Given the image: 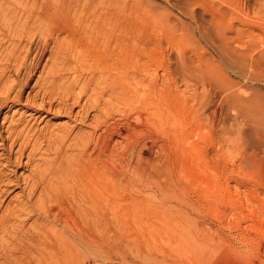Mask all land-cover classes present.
Returning a JSON list of instances; mask_svg holds the SVG:
<instances>
[{"label":"rangeland","instance_id":"rangeland-1","mask_svg":"<svg viewBox=\"0 0 264 264\" xmlns=\"http://www.w3.org/2000/svg\"><path fill=\"white\" fill-rule=\"evenodd\" d=\"M7 1L5 6L8 4L10 11L18 9L20 13L32 2ZM209 1L113 0L112 4L125 7V11L131 9L128 15L124 11L122 19L138 25L137 31L140 28L142 32V36L127 40L128 48L136 44L140 47L143 36L152 35L145 46L151 54H141L143 59L140 57L136 64L151 62L152 56L157 60L152 61L150 69L138 66L125 71L123 88L120 86L123 91L115 84L117 93L112 92L116 96L111 95L106 82H101L96 91L88 89L89 82L83 85L91 67L81 72L65 70L64 60L76 59L75 49L61 58L65 67L60 69L62 66L58 65L55 76L48 53L54 40L37 61L23 90L18 89V83L26 74L24 66L19 68L20 64H16L17 70L10 65L15 71H6L7 74L0 70V103L5 102L0 104V215L22 209L39 173L49 175L50 170L56 169L61 172V164L57 163L62 158L57 155L60 146H64L63 158L74 156L76 150L69 148L74 136L91 130L98 132L107 124L109 134L113 133L110 148L114 147L104 154L111 160L107 163L122 164L121 170L126 171H120L119 180L123 176L121 183L123 179L130 180L134 186L132 194L109 200L110 206L117 204L125 211L108 207L105 253L100 258L94 248L96 253L91 252L88 264H264V64L257 61L260 50H250L248 56H231L212 44L205 29L214 34L215 25L208 22L218 0ZM111 2L104 3L111 9ZM261 3L264 0H245L243 6L256 15ZM104 10L102 14L106 13ZM80 23L75 21L74 26H82L81 20ZM105 24L110 28V22ZM235 27L244 28L238 23ZM253 27L248 32L244 30V41L254 40L251 37L259 29ZM61 33L67 37L66 30ZM63 36L61 41L67 43L70 37L67 40ZM81 38L88 39L87 35ZM79 39L69 42L78 50ZM262 40L257 42L260 49L264 48V37ZM11 41L0 40V63H6L3 54L14 43ZM33 43L20 42L25 64L34 62L37 46L36 41ZM181 49L188 55L195 53L185 56L192 73L176 67ZM161 62L171 64L174 70L170 75L160 66ZM17 91L22 93L19 100L12 96ZM99 109L100 119L109 114L106 121L98 118L101 123L94 120ZM64 132L68 135L64 141L54 142ZM111 152L114 155L110 158ZM66 178L69 181L63 180L69 182L67 185L78 187L75 178ZM17 217L23 219L24 215ZM18 220L12 219L14 223Z\"/></svg>","mask_w":264,"mask_h":264},{"label":"bare ground","instance_id":"bare-ground-1","mask_svg":"<svg viewBox=\"0 0 264 264\" xmlns=\"http://www.w3.org/2000/svg\"><path fill=\"white\" fill-rule=\"evenodd\" d=\"M6 1L7 0H0V40L2 38H5L6 40L11 39L12 41L14 40V43L11 41L13 44H9L10 48L6 46V49H8L5 52V55L3 54V56L7 61L5 64L4 61L0 63V70L2 69L4 71L3 73H5L6 71L11 72L12 70H14V68H12L11 66H16L17 69L18 66L16 64H20L19 68H21L20 66L22 65L27 69V71H25L26 74L24 77H22L20 83H18L19 81L17 82L19 85L18 89L23 90V86L28 83V79L32 76L34 69L37 68L39 58L48 49L47 45L52 40H54L52 41V44H54L51 47L48 46L50 47V52L48 53L49 56H51V68H49L55 72V76V69L58 68L59 70L58 65L62 66L60 69L65 67L60 63V60H62L61 58L65 59L67 57L66 52L71 51L72 53V50L75 49L73 53L76 56V59H74L72 62L71 59L69 62L66 60V58L64 60V64H66L67 68L65 70L72 69L75 72H81V69L83 70V68L91 67L92 70L90 71L88 81L83 85L89 82L88 89L89 87H92V89L96 91L101 82H106L109 87H111V95H113V91L117 93V91L114 90L115 84L118 87L122 85L121 87L123 88L122 83H124L123 77L125 75L123 73L125 71H129L131 68L136 69L139 67H141V69L143 68L147 70L150 69V64H152V61H154L155 63L157 61L156 56H152V58L150 59L152 60L151 62H144V64L142 63L143 65L141 66H139L140 63L136 64V62L139 61L140 57L141 59H143L141 54L147 53L146 51H148V48L145 46L148 42L151 41L150 37L152 38V35L143 36V40L141 41V43L139 42L140 47H136L138 45L136 44L135 47L133 45L132 48H128L127 40L131 37H138L140 35L142 36V32L140 31V28L137 31L138 25H132L131 22H126L122 19L125 7L124 9H122L119 4V6L114 5L115 3L112 4L113 0L111 2V9L108 8L109 5H107V3H104L106 2V0H104V2L103 0H31V3L28 1L31 6H29V3L27 2V10H22L23 12L21 11V13L18 9H13L12 11H10L7 3V5L5 6ZM15 1L17 2V0ZM204 2L211 3V1L209 0H204ZM243 2H245V0H218V4H216V7H213V11L210 12L211 22H208L215 25L214 34H211L209 32V28L205 29V32H207V37H210L209 39L213 42L212 44H214V46L218 50H225L226 53L231 56H248V53L252 52L253 49L260 50L261 53L259 58L257 57V61L264 64V54L262 53L264 52V48L262 49L261 47L260 49L257 45V42L263 41L262 38L264 37V3L257 5L258 8L255 11L256 15L254 13L253 15L251 13V10L250 12L243 6ZM246 2V6H248V1ZM213 4L215 6V3ZM213 4H211V6ZM207 7L208 5L206 4L205 8L207 9ZM102 8L103 10L104 8H106V13L104 12L105 10L103 11L105 14H102ZM109 9L110 11H108ZM210 9L211 7L209 8V10ZM34 10L36 13L32 15L31 11ZM127 11L131 12V9ZM127 11H125V15H128ZM78 20L79 23L81 20L82 26L80 25V23V26L76 27L74 26V22H78ZM106 22H110V28L106 26ZM236 23H238V25H243L244 28L235 27ZM75 24L77 25L78 23ZM250 26H254L259 30L257 33L255 32L256 34L252 35L251 38H253L254 40L248 39L247 41H244V30H246L247 32L248 30H252ZM64 30H66V36L68 38L70 37V40L67 41V43H65V41H61L63 35L62 33L59 34ZM83 33L87 35L88 39L81 38L82 36H86L82 35ZM56 34L62 35L61 39H57L59 35H57L56 37ZM67 37H65V35L63 36V38L65 39ZM78 37H80V45H78L79 50L74 48L73 43H69L72 40L77 41ZM37 38L38 40H35ZM24 39L32 43L33 41H36V56H33V63H28L30 65L23 62L24 56H22L21 53L23 47H20V42L25 41ZM63 53L64 55H62ZM179 53V63L176 65V67H178L180 70L184 69V71L192 73L191 69L186 63V60H188L189 58H186L185 56L191 57V55H194L195 53L192 52V54L188 55L184 49H181V52ZM64 56L66 57L64 58ZM153 57H155V59ZM252 57L253 55L251 56V58ZM1 60H4L3 57L1 58ZM35 61L38 62L36 63ZM162 62L160 66L163 68L167 75H170L174 70L173 67L169 66L171 64H164ZM47 67L48 64L46 66V69ZM261 68H264V66H262ZM76 75L74 76L75 78L79 77ZM71 88H73V86ZM82 88L80 89L81 92ZM122 88L119 90L123 91ZM100 93H102L103 95L102 90H100ZM21 94L22 93L19 94L18 92L16 96H12H14L16 100H19ZM79 94L81 93L79 92ZM76 95L79 96L78 94ZM76 95L74 94V96ZM89 96L92 95L90 94ZM119 97L120 95L118 96V98ZM88 100L90 101L91 99L88 98ZM76 101L78 100L76 99ZM67 103L68 102H66V104ZM85 103L86 106L88 101ZM2 104L5 105V102ZM82 104H84V102H82ZM81 109H84L85 111L87 110L85 107H82ZM99 113L101 114L102 112L100 111L94 115V120L96 122H100L98 121L100 119ZM105 116H109V114ZM105 116L103 115L104 120ZM102 118L100 119L101 121ZM80 120L82 121V119ZM103 126L104 128L98 126L99 128H101L98 132L96 130H91V133L82 132L83 134H78V132V135L74 136L73 142L71 141V147H69L77 151H75L76 155L73 156V154H71L72 157L71 155L70 157L67 155L65 156L67 157L66 159L63 158V154L61 155V152L64 146H60L61 150L57 155L60 157L62 156V158L60 159V161L58 160L57 163L61 164V172H58V170L56 169V171L50 170L49 175L45 173H39L40 175H37L38 178L33 180L30 189L28 188L29 191L27 193L26 200H24L25 203L23 202L24 205H26L22 206L21 204L22 209L16 208V211L14 212L17 213L12 212L11 210L12 213L8 211L9 214L0 215V264H88L90 256H92L91 252H94L92 251L94 248L97 251V253H94H96L100 258L103 257L105 253V232L107 228L105 219L107 217L106 213L108 212V207H113L112 209L117 212L123 209V207L121 209L117 208L120 207L119 205L117 206V204L116 207L110 206L109 200H118L119 198H123L125 194L129 195V193H131L130 191L133 190L132 186H134L131 185L132 183H129L131 182L130 180L123 179L124 182L126 181V183H121L123 178L122 175V178L120 177L121 179L119 180L117 175L121 174L120 171H126L124 168L121 170V163L120 166H118L119 162H116L117 165L107 163L109 159L107 160L104 154L108 150H111L112 148L114 149V147L110 148V138H112L111 136L113 135V133L109 134V125L105 124ZM62 128H64V126H62ZM67 136L66 132H64L59 137H54V142L60 143L61 141H64V138ZM56 145L59 144L56 143ZM68 145L70 146V143H68ZM68 145H66L67 147L65 146V149H68ZM112 154L113 153L111 152V154H109L108 156H110L111 158ZM116 158L117 157H115V159ZM125 159L127 158L125 157ZM53 166H55V164ZM57 172L60 173L61 179L59 178V174ZM109 172L112 175L109 174ZM68 176H72V180H74L73 178L76 179L78 187L75 188L74 184L67 185V183L69 182H66L68 180V178L66 177ZM63 179H66V181ZM53 181L54 183L51 184V182ZM118 181H120L121 184L118 185ZM122 185H124V188L122 187L123 189L121 188ZM34 197L35 201L33 202L32 200ZM123 211H125V208L123 209ZM66 213L68 215H66ZM22 214L24 215L23 219L17 217L22 216ZM12 219H19V222L14 223V220L12 221ZM31 219H33V221L30 222L29 220ZM9 222H11V224H9ZM97 256H95V260H98Z\"/></svg>","mask_w":264,"mask_h":264}]
</instances>
